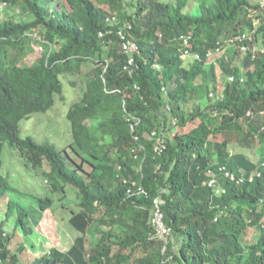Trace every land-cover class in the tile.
<instances>
[{
	"label": "trees",
	"instance_id": "obj_1",
	"mask_svg": "<svg viewBox=\"0 0 264 264\" xmlns=\"http://www.w3.org/2000/svg\"><path fill=\"white\" fill-rule=\"evenodd\" d=\"M3 3L0 205L15 189L2 173L8 145L46 178L52 195L74 189L80 210L69 224L81 235L64 252L51 247L26 261L28 243L14 246L13 238L22 230L27 242L55 201L39 199L30 213L27 205L9 200L7 219L0 223V264H264V153L257 162L249 155L264 144V5L253 0ZM34 41L44 53L24 66ZM127 42L136 43L139 52H124ZM228 46L210 60L212 51ZM86 64L94 65L86 90L67 113L72 143L59 150L22 137L20 123L51 110L57 97L65 100L64 78ZM154 131L165 140L162 154L149 138ZM156 199L163 201L171 231L167 244L150 240ZM14 213L16 225L8 233ZM250 230L259 232L251 243ZM89 235L97 239L91 249Z\"/></svg>",
	"mask_w": 264,
	"mask_h": 264
},
{
	"label": "rangeland",
	"instance_id": "obj_2",
	"mask_svg": "<svg viewBox=\"0 0 264 264\" xmlns=\"http://www.w3.org/2000/svg\"><path fill=\"white\" fill-rule=\"evenodd\" d=\"M64 2L65 0H59V2ZM96 1V0H95ZM253 2H261L264 5V0H253ZM104 9L110 10V6L107 2L103 4ZM2 16V15H1ZM254 23L258 24L259 19L254 18ZM54 47L59 48L57 45ZM223 47L219 51H212L210 53V60H215L216 57L224 53L226 49L230 48ZM41 46L34 41L33 45L30 46V50L27 53L26 59L22 62L25 66H31L36 62L42 55L43 51L40 49ZM191 58V55L189 56ZM189 61V60H187ZM94 68L92 64H86L83 66L82 71L78 74L68 76L64 78V99L59 97L56 99L55 106L45 112L36 113L29 119H25L20 124L22 137H32L40 143H48L55 145L59 150H63L70 145L73 141L72 125L67 118V113L69 109L76 103H78L85 90L86 82L89 78V72L91 73ZM75 82V85L71 83ZM174 135V134H173ZM259 147V146H258ZM239 150L236 148L235 151ZM246 152L245 150H241ZM264 153V144L256 150H251L249 155L254 162L260 159L259 154ZM3 175L9 178L10 184L15 188L11 191L1 202L0 205V223L7 219V202L9 200H14L17 203H22L21 205H27L29 207L30 213H33V208L37 207L35 201L39 199H44L51 197L54 199L53 207L50 210L41 213L40 224L37 227H33L31 230V235L27 239L23 231L20 230L16 237L13 238V245L17 246L21 242L22 247L26 243L29 252H26L24 259L26 261L34 260L41 252H46L51 247H56L62 251H66L73 245L74 240L80 236L79 232H76L69 224V219L73 213L79 211L78 207V196L77 193L72 188H67L65 192L56 193L52 195L50 191V186L47 183L43 175L36 174L21 159L19 152L12 150L8 145L3 147ZM70 162V161H69ZM90 170V168H88ZM18 216V215H17ZM32 216V214H31ZM16 213H14L6 223L8 228L6 232L12 233L13 228L16 225ZM259 236V232L256 230H250L248 234V241L251 243L256 240ZM157 237L156 232L151 233L150 240H155ZM88 240L90 241L89 248H92V244L96 243L97 239L95 236H90ZM34 245L33 247H29ZM117 247L114 248V251ZM49 251V250H48ZM131 249H128L124 253H130ZM142 254L140 249L136 250L135 255L138 257Z\"/></svg>",
	"mask_w": 264,
	"mask_h": 264
},
{
	"label": "built area",
	"instance_id": "obj_3",
	"mask_svg": "<svg viewBox=\"0 0 264 264\" xmlns=\"http://www.w3.org/2000/svg\"><path fill=\"white\" fill-rule=\"evenodd\" d=\"M5 5L6 4L3 3L0 6V11L3 10V6H5ZM111 21L114 22L115 20L112 19ZM120 34H122V33H120ZM101 37H103V34H101ZM40 49L43 51L44 48L41 46ZM123 50L126 53H132V54L139 52V48L137 47L136 43H134V42L124 43L123 44ZM129 64L131 66L134 65V59L133 58L130 60ZM129 73L133 74V70H130ZM135 89L139 90L140 88L138 85H135ZM138 123H139V120L137 119L136 124H138ZM176 123L177 122L174 121L175 125H176ZM132 130L134 131V125L132 126ZM149 138H150V140L155 142V146H154L155 152H157L158 154H162L164 152V150L166 149V144H165V140L163 139V137L159 136L158 133L156 131H154L149 135ZM136 140H138V137H136ZM232 178H234V176H232ZM138 193H144V190L142 188H139ZM130 195L131 196L133 195L131 193V191H130ZM162 204H163V201L161 199H156L154 201L155 207L153 210V216H152V220H151V223L153 226L152 234L156 232V235H157L156 239H162L167 244L171 231L166 226V224L164 222V215H163V212L161 210ZM165 250H166V247L164 248L163 251H165Z\"/></svg>",
	"mask_w": 264,
	"mask_h": 264
},
{
	"label": "clouds",
	"instance_id": "obj_4",
	"mask_svg": "<svg viewBox=\"0 0 264 264\" xmlns=\"http://www.w3.org/2000/svg\"><path fill=\"white\" fill-rule=\"evenodd\" d=\"M21 124V123H20ZM21 130V129H20ZM46 179V178H45ZM47 181V180H46ZM61 250V249H60ZM62 251V250H61ZM64 252V251H63Z\"/></svg>",
	"mask_w": 264,
	"mask_h": 264
}]
</instances>
